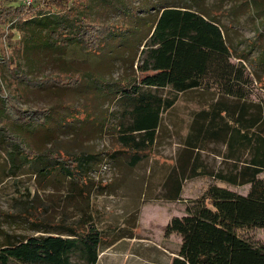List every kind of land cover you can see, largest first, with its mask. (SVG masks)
<instances>
[{
  "label": "trees",
  "instance_id": "16d2710c",
  "mask_svg": "<svg viewBox=\"0 0 264 264\" xmlns=\"http://www.w3.org/2000/svg\"><path fill=\"white\" fill-rule=\"evenodd\" d=\"M89 1L21 0L8 4V0H0V45L5 35H11V28H23L48 12L56 11L58 22L47 32L54 47L78 44L88 54L100 51L103 55L110 48L108 44L118 43L116 49L110 51L128 50L135 57L141 53L143 58L128 78L103 80L95 77L101 92L110 96L121 92L125 100L138 103L133 109L132 124L124 130L120 124L114 128L123 147L115 151L127 153L133 149L132 164L144 155H151V146L160 129L159 107H155L151 100H140L145 89L172 88L178 93L202 89L215 94V99L207 107L193 115L185 148L178 154L177 168L174 167L165 184L170 186L168 197L180 199L183 180L197 175H210L233 185L250 184V189L247 194H242L227 186L210 183L201 195L186 205L185 215L172 217L165 234L178 233L182 237L172 264H264V244H256L240 233L241 230L264 228V176H261L264 172V102L251 109L252 104L246 100V87L253 78L244 64V52L237 50L238 62L233 61L235 46L229 41L231 26H225L215 17L217 14L209 16L206 11L178 4L161 7L153 21L140 17V26L125 19L101 23L87 13ZM137 9H140L138 4L129 14L136 15ZM143 23L151 25L150 32L145 35ZM125 28L142 33L136 53L127 46L130 42L127 38L131 34ZM118 32H122L121 36L117 35ZM8 45L13 46L9 54L4 52L3 46L0 47V96L3 98L4 117L0 121L1 133L28 160L41 156L51 159L54 165L49 171L68 174L74 181L72 191L88 199V188L94 182L89 176V183L76 178L73 169L92 168L85 164L92 159L91 155L62 149L56 153L39 150L34 137L43 133L42 125L50 123L54 108H24L17 103L25 99L17 86L21 81L31 89L52 86L73 89L83 83L84 74L73 71L54 77L28 79L19 71L20 49L13 43ZM5 71L8 77L3 75ZM4 81L15 84L9 93L4 90ZM261 81L262 76L257 79V82ZM171 105L172 101H169L168 106ZM12 127L21 128L22 133L13 134ZM24 132L25 136L22 135ZM210 142L225 144L226 157L235 164L226 171L214 172L203 161L193 157L194 149H205ZM245 152L248 158H243ZM55 225L54 232L24 238H10L5 232L4 235L10 239L0 248V264H16L15 261L27 264H97L100 250L107 240L91 216L84 212L75 223L61 221Z\"/></svg>",
  "mask_w": 264,
  "mask_h": 264
},
{
  "label": "rangeland",
  "instance_id": "374dc122",
  "mask_svg": "<svg viewBox=\"0 0 264 264\" xmlns=\"http://www.w3.org/2000/svg\"><path fill=\"white\" fill-rule=\"evenodd\" d=\"M20 1L8 0V4ZM136 4L140 9L133 16L129 13L135 10ZM166 4L189 5L206 11L209 16L217 14L215 17L225 26L230 25L229 41L235 46L233 61L238 62L237 50L244 52V64L253 78L246 87V100L252 104L251 109L264 102V0H90L86 10L101 23L125 19L132 25L140 26V17L153 21L159 9ZM117 7L125 10H118ZM58 18L56 11H50L23 28H11V35L3 37L2 46L7 54L13 51V46L8 44L13 43L20 49L19 71L28 79L54 77L73 71L84 74L83 83L73 89L56 86L31 89L25 81H21L16 85L25 99L17 103L24 108H54L51 124L46 122L42 125L43 133L34 135L35 145L39 150L51 153L62 149L70 153L90 154L92 159L85 164L92 168L76 167L73 173L86 183H89V176L94 183L88 188L90 193L85 200L81 193L72 191L74 181L68 174L49 171L54 165L51 159L41 156L28 160L0 131V248L13 237L54 232L55 224L61 221L75 223L85 212L103 230L107 240L105 245L114 237L132 234L128 240L111 246L98 264H168L172 253L179 250L178 236L174 233L166 235L162 227L168 207L173 213H184L186 205L213 182L242 194H247L250 189V184L233 185L210 175H197L183 180L184 190L180 199L171 201L163 196L164 180L158 179V174L169 172L173 166L177 168L178 154L185 148L184 142L194 113L207 107L216 96L202 89L184 93L175 92L172 88L145 89L140 100H151L155 107H159L160 129L151 146V155H144L132 164L133 149L127 153L115 151L123 147L114 128L120 124L124 130L132 124L133 109L138 103L125 100L121 92L111 96L101 92L95 77L103 80L128 78L143 55L140 53L135 57L128 50L110 51L116 49L118 43L108 44L110 48L103 55L100 51L88 54L78 44L66 48L54 47L48 40L47 32L57 24ZM141 26L143 35L150 32L149 23ZM125 29L131 34L127 38L130 41L127 46L132 53H136L142 33ZM121 33L117 35L121 36ZM3 75L9 76L6 71ZM260 76L262 81L257 82ZM14 85L3 82L7 93ZM169 101H172L171 106H168ZM3 118V98L0 96V121ZM11 129L13 134L22 133L21 128ZM22 135L25 136V132ZM204 148L194 149L193 157L203 161L210 171H226L235 164V161L227 159L225 144L210 142ZM140 152L143 154V151ZM248 157L245 152L243 158ZM149 171L155 175H148ZM155 182L161 185L157 193L150 190V183ZM150 201L167 205L157 203L153 210L149 207ZM5 232L11 237L4 235ZM240 233L256 244H264V228L241 230Z\"/></svg>",
  "mask_w": 264,
  "mask_h": 264
},
{
  "label": "crops",
  "instance_id": "0c3cea01",
  "mask_svg": "<svg viewBox=\"0 0 264 264\" xmlns=\"http://www.w3.org/2000/svg\"><path fill=\"white\" fill-rule=\"evenodd\" d=\"M174 169V166L171 168V170L169 171V172H164L163 174H158V179H163L164 180V183H163V186H164V192H165V194L163 195L164 196V198H166L167 200H175V199H171V198H169L168 196H169V187L170 186H165V184L167 183L166 181L168 180V178H170V176H169V174L171 173V171ZM148 175H150V176H154L155 175V173H153V171H149V173H148ZM184 183H182V189H181V195H180V197L181 196H183V190H184V185H183ZM150 187H151V191H155V193H157L158 192V189H160L161 188V185H159V184H157V182H155V183H150ZM163 188V187H162ZM150 200H152V198L150 199ZM150 204H149V207H150V209L152 208L153 210L158 206L157 205V203L158 204H160V205H167V204H162V203H159V202H153V201H150L149 202ZM186 209V208H185ZM167 211H168V213H167V215H166V217L164 218L165 219V222H163L162 223V227L165 229L166 228V226H167V224L169 223V221L172 219V217H174V216H183V215H185V211H184V213H173L172 211V209H169V207L167 208ZM142 214H143V212H142ZM143 216H144V214H143ZM131 235L132 234H128V233H124V234H122V235H120V236H118V237H114L113 239H111L110 240V244H108V245H105V246H103L102 248H101V250H100V253H99V259H98V262H99V260H100V258H101V256L102 255H105V252L106 251H108L109 249H110V247L111 246H114L115 244H117L118 242H120V241H125V240H128V237H131ZM174 235H177L178 236V238H179V248H180V246H181V243H182V237H181V235L180 234H178V233H174ZM178 252V251H177ZM177 252L174 254V253H172V258H171V260H170V262L168 263V264H172V260H173V258L177 255ZM98 262H97V264H98Z\"/></svg>",
  "mask_w": 264,
  "mask_h": 264
},
{
  "label": "built area",
  "instance_id": "2783aa9c",
  "mask_svg": "<svg viewBox=\"0 0 264 264\" xmlns=\"http://www.w3.org/2000/svg\"><path fill=\"white\" fill-rule=\"evenodd\" d=\"M27 1V0H26ZM28 2H30V1H28Z\"/></svg>",
  "mask_w": 264,
  "mask_h": 264
}]
</instances>
